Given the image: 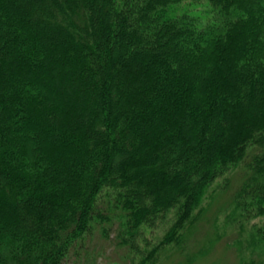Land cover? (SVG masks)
<instances>
[{
    "label": "trees",
    "instance_id": "16d2710c",
    "mask_svg": "<svg viewBox=\"0 0 264 264\" xmlns=\"http://www.w3.org/2000/svg\"><path fill=\"white\" fill-rule=\"evenodd\" d=\"M239 166L264 247V0H0V264H149Z\"/></svg>",
    "mask_w": 264,
    "mask_h": 264
},
{
    "label": "rangeland",
    "instance_id": "374dc122",
    "mask_svg": "<svg viewBox=\"0 0 264 264\" xmlns=\"http://www.w3.org/2000/svg\"><path fill=\"white\" fill-rule=\"evenodd\" d=\"M243 166L229 173L231 186L214 194L210 191L201 204V218L186 236L181 246H165L149 264H264V247L255 245L251 226L261 219L241 221L232 204L233 192L241 180ZM168 224L155 229L144 228L136 240L141 251L149 250L163 235ZM114 232L105 240L93 235L88 262L81 258L77 264H138L141 256L114 245ZM255 245V246H254ZM126 256V257H125Z\"/></svg>",
    "mask_w": 264,
    "mask_h": 264
}]
</instances>
